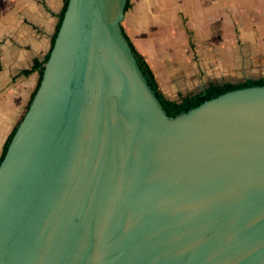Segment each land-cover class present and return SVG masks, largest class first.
<instances>
[{
	"label": "water",
	"instance_id": "1",
	"mask_svg": "<svg viewBox=\"0 0 264 264\" xmlns=\"http://www.w3.org/2000/svg\"><path fill=\"white\" fill-rule=\"evenodd\" d=\"M128 1L68 2L0 165V264H264V86L169 116Z\"/></svg>",
	"mask_w": 264,
	"mask_h": 264
},
{
	"label": "crops",
	"instance_id": "2",
	"mask_svg": "<svg viewBox=\"0 0 264 264\" xmlns=\"http://www.w3.org/2000/svg\"><path fill=\"white\" fill-rule=\"evenodd\" d=\"M63 9L64 0H0V158L38 87L34 67L51 52ZM226 20H264V0H129L122 28L159 91L178 102L213 83L202 42L228 39ZM189 31L198 35V59Z\"/></svg>",
	"mask_w": 264,
	"mask_h": 264
},
{
	"label": "rangeland",
	"instance_id": "3",
	"mask_svg": "<svg viewBox=\"0 0 264 264\" xmlns=\"http://www.w3.org/2000/svg\"><path fill=\"white\" fill-rule=\"evenodd\" d=\"M180 23L186 27L188 20H180ZM188 35L190 40L195 37L198 59V35L194 33L190 38V31ZM225 36L228 39L202 42L209 52L206 58L210 60L212 82L264 77V20H226ZM204 68L207 71L206 64Z\"/></svg>",
	"mask_w": 264,
	"mask_h": 264
},
{
	"label": "trees",
	"instance_id": "4",
	"mask_svg": "<svg viewBox=\"0 0 264 264\" xmlns=\"http://www.w3.org/2000/svg\"><path fill=\"white\" fill-rule=\"evenodd\" d=\"M68 2H69V0H64V9H63V12L61 14L59 24L56 28V31H55V34L53 37L52 48L54 46L57 34L59 32V28L61 26L62 19L64 17V13L67 9ZM125 36L128 39V41H129V43H130V45L134 51V54L138 58L140 65H141L146 77L148 78L153 89L156 91L159 100L161 101L164 109L166 110V112L169 116L175 117L180 113L187 112L190 109L198 107L199 105H201L206 100H210L212 98L218 97L219 95H222V94L230 92V91L248 88V87H254V86H264V77L257 78V79H253V78L252 79H244V80L236 81V82H222V83L213 82V83L209 84L208 87L203 92H201L197 95H194L191 97H185L181 101H178V102H171V101L167 100L163 96V94L159 91L158 86H157V82H156L155 77H154V74H153L151 68L149 67V65L147 64V62L145 61L144 57L138 52V50L135 48L133 43L130 41V39L126 35V33H125ZM49 57H50V53L46 57L45 61H43V62L36 61L34 69L39 70L40 80L38 83V87H37L36 91L34 92L32 99L30 100V103L27 107V110L29 109L30 104H31V102H32V100H33V98H34V96H35V94H36V92L40 86V83H41V80L43 77V73H44V69H45L44 65L47 62V60L49 59ZM20 122H19V124H20ZM19 124H18V126H19ZM18 126H16L14 128L13 132L8 137V139L4 145V150H3L2 156L0 158V165H1L5 155L7 153L9 144H10Z\"/></svg>",
	"mask_w": 264,
	"mask_h": 264
}]
</instances>
